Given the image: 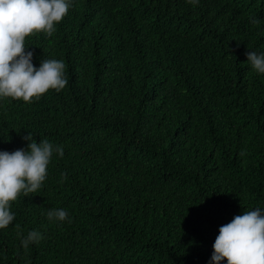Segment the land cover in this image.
Returning <instances> with one entry per match:
<instances>
[{
  "label": "trees",
  "instance_id": "16d2710c",
  "mask_svg": "<svg viewBox=\"0 0 264 264\" xmlns=\"http://www.w3.org/2000/svg\"><path fill=\"white\" fill-rule=\"evenodd\" d=\"M56 29L26 44L37 67L65 62L66 87L0 101V150L29 131L65 149L11 202L0 264H208L219 227L264 206V74L247 62L264 0H73Z\"/></svg>",
  "mask_w": 264,
  "mask_h": 264
},
{
  "label": "clouds",
  "instance_id": "9594fccd",
  "mask_svg": "<svg viewBox=\"0 0 264 264\" xmlns=\"http://www.w3.org/2000/svg\"><path fill=\"white\" fill-rule=\"evenodd\" d=\"M188 2L199 4L200 0ZM72 5L73 0H0V101L11 98L32 103L49 90L60 92L66 87L65 62L45 58L35 66L34 49L26 44V37L39 32L52 36ZM247 62L256 73L264 74V51L248 52ZM23 139L29 142L26 147L0 150V229L15 220L11 202L38 192L53 156L63 158L65 154L62 144L47 138L38 143L31 131ZM61 177L63 183L67 172ZM46 216L52 223L71 222L68 210L62 207L47 209ZM43 238L41 231L32 229L21 237V244L27 249ZM213 249L208 264H264V206L245 210L221 225Z\"/></svg>",
  "mask_w": 264,
  "mask_h": 264
}]
</instances>
